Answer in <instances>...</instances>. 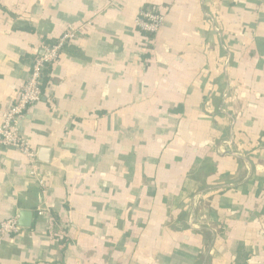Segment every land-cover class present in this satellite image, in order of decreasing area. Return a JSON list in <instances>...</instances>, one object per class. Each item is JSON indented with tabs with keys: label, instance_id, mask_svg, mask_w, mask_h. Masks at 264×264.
<instances>
[{
	"label": "crops",
	"instance_id": "obj_1",
	"mask_svg": "<svg viewBox=\"0 0 264 264\" xmlns=\"http://www.w3.org/2000/svg\"><path fill=\"white\" fill-rule=\"evenodd\" d=\"M69 28L21 123L46 189L0 154V223L32 213L0 264H264V0H0V125Z\"/></svg>",
	"mask_w": 264,
	"mask_h": 264
},
{
	"label": "built area",
	"instance_id": "obj_2",
	"mask_svg": "<svg viewBox=\"0 0 264 264\" xmlns=\"http://www.w3.org/2000/svg\"><path fill=\"white\" fill-rule=\"evenodd\" d=\"M166 16L163 11L147 7L139 12L135 19L136 29L148 38H154L163 28ZM88 22L86 26H91ZM82 31V28H79ZM78 29L69 28L61 38L53 44L44 45L42 53L37 56L31 66L27 81L21 86L15 104L2 114L0 125V154L7 150L18 152L26 159V172L43 190L47 187L46 179L39 169L38 154L32 149L29 141L21 132V123L26 114L40 103L43 96L44 77L47 70L56 63L64 46L77 37ZM21 230L18 217L8 218L0 223V243Z\"/></svg>",
	"mask_w": 264,
	"mask_h": 264
},
{
	"label": "water",
	"instance_id": "obj_3",
	"mask_svg": "<svg viewBox=\"0 0 264 264\" xmlns=\"http://www.w3.org/2000/svg\"><path fill=\"white\" fill-rule=\"evenodd\" d=\"M51 151L49 149H42L38 155V159L42 163H48L50 159ZM29 221V222H28ZM18 225L20 227H30L32 225V213L22 212L20 214Z\"/></svg>",
	"mask_w": 264,
	"mask_h": 264
}]
</instances>
